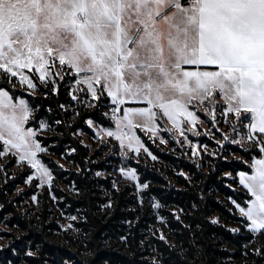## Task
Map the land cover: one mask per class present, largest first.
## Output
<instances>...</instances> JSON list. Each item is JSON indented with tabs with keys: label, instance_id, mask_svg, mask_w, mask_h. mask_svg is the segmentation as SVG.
<instances>
[{
	"label": "snow or ice",
	"instance_id": "6c2138e0",
	"mask_svg": "<svg viewBox=\"0 0 264 264\" xmlns=\"http://www.w3.org/2000/svg\"><path fill=\"white\" fill-rule=\"evenodd\" d=\"M0 71L13 87L18 82L30 94L59 96L64 89L70 99L58 107L65 113L72 109L73 118L107 108L102 116L112 125L91 116L85 123L98 142H118L123 158L128 152L138 156L141 149L152 156L136 129L153 138L175 129L183 138L177 142L189 144L193 156L201 149L207 153V144L194 143L186 134L201 135L197 125L205 122L211 128L203 135L219 145L213 157L227 160L221 156L226 145L245 152L246 143L254 145L260 155L252 156L251 171H236L250 198L243 204L228 199L249 234L245 248L264 260V0H0ZM201 107L207 121L197 114ZM37 111L28 99L0 87V157L11 154L17 166L27 164L33 171L25 183L37 180V188L47 185L51 192L53 172L38 155L48 147L37 137L64 121L37 120ZM163 118L171 128H162ZM76 151L70 148L68 154ZM117 170L136 182L137 190L148 187L135 168ZM229 231L240 234L241 228ZM160 239H166L162 232ZM39 251L37 246L27 255Z\"/></svg>",
	"mask_w": 264,
	"mask_h": 264
},
{
	"label": "trees",
	"instance_id": "16d2710c",
	"mask_svg": "<svg viewBox=\"0 0 264 264\" xmlns=\"http://www.w3.org/2000/svg\"><path fill=\"white\" fill-rule=\"evenodd\" d=\"M0 87L12 91L7 85ZM22 98L38 107L37 120L42 118L50 124L56 119L64 121L61 125L52 124L54 131L48 132L49 137L38 135L37 138L46 146L51 144L48 150L57 156L76 148L75 153L67 155L76 170L63 171L47 157L41 158L51 168L55 180L68 174V179L81 190L78 199L70 200V212L80 210L77 238L66 236L71 245H61L57 241L48 242L44 230H29L25 239L31 241V250L35 251L37 246L40 249L37 257L27 259L30 264H43L44 260L57 264L65 261L69 264H153L154 261L158 264H264L250 248H245L249 234L238 223L242 217L228 199L231 196L243 204L250 198L239 186L236 171H251L252 156L260 155L254 145H249L247 152L240 146L226 145L221 156H227V160L205 155L197 164V160L190 162L186 152L178 149L176 141L170 140L176 152L163 151L138 132L156 159L146 153L136 162L130 161L128 167L135 168L139 181L148 184L135 193L129 185L114 186L110 177L92 176L93 171L114 170L109 163L114 161L111 156L92 163L87 148L74 135L77 129L89 132L85 120L90 116L110 125L96 109L82 111L80 117L71 119L68 112L58 107L66 102L62 91L59 96L45 97L39 93ZM244 160L249 163H243ZM225 172H232V177L225 176ZM0 200L7 210L16 214L3 192ZM155 203L160 204L158 209L152 207ZM176 215L180 216L179 220ZM212 218H218L219 223L213 224ZM15 220L12 217L9 222ZM236 227L241 228L240 234L229 231ZM161 232L165 240L160 239Z\"/></svg>",
	"mask_w": 264,
	"mask_h": 264
},
{
	"label": "rangeland",
	"instance_id": "374dc122",
	"mask_svg": "<svg viewBox=\"0 0 264 264\" xmlns=\"http://www.w3.org/2000/svg\"><path fill=\"white\" fill-rule=\"evenodd\" d=\"M27 72V70H25ZM38 83V80H37ZM0 85H7L12 91L10 92L15 97L22 98L24 95H30L32 97L37 96L39 93L37 92L30 94L25 87H21L18 82H15V87H13V83H9L7 77L0 71ZM65 103L69 101V97L64 91L61 89ZM223 103V101H220ZM94 109L84 110L85 112H90ZM108 111V109H102L98 111V113L102 116V112ZM71 119H74L72 116V109L68 110ZM201 116L202 120L207 121V117L204 114L203 107H201L197 113ZM103 117V116H102ZM110 125L112 122L107 120ZM30 126L37 127V122L30 121ZM89 132L85 130H81L79 134L74 132L75 138L83 141V146L87 148L89 157H91L92 163H96L97 161H102L107 156H111L114 158V161H110L111 169H114L113 172L110 170L99 171L102 173L99 178L110 177L113 181H118V185L122 184L129 185L135 189V193L141 192L143 189L137 190L136 182L124 179L121 176V173L117 170L121 166L128 167L130 165V161L136 162L139 156L146 155L143 149H141L139 155H135L133 152H128V156L123 158L120 154V149L118 147V142L114 139H109L107 143L98 142L97 139L94 138V129L89 128V126L85 123ZM39 126V125H38ZM114 126V125H113ZM162 128H171V123L163 118L161 120ZM221 127L227 130V125L221 124ZM200 132L202 133L199 136L194 135L192 132H187L186 134L194 143H203L208 145L207 153H204L201 149V155L193 156L191 153V147L187 143H178L177 140L182 141L183 138L179 137L178 133L175 129L172 132L161 131L158 137H151L150 133H146L141 131L140 129H136L138 134L141 133L145 136L152 144L155 146H159L163 151L165 149H170L171 151L176 152L175 148L170 145V140L176 141V145L178 149L183 150L188 155V159L190 162H196L197 164L200 162L201 158L204 159L205 155H211L214 150L219 148V145L216 144V141L211 139L209 136L203 135L205 129L211 128L210 123L205 122L203 124H198ZM215 131V129H211ZM51 133L45 132L40 134L39 136L45 138L49 137ZM219 135V133H217ZM160 136L164 138L165 143H161ZM51 146L48 144L47 147ZM115 146V147H113ZM239 146V145H237ZM249 144H245V148L248 149ZM2 147V145H0ZM40 157L45 156L53 163L63 164L64 167L60 169L63 171H71L76 170L74 164L71 160L68 159V150H64L61 156L55 155L53 152L48 150L47 153L38 154ZM63 157V158H62ZM213 157V156H212ZM16 158L11 154H8L4 157H0V165L4 166L3 169H0V192H3L6 196L7 204L15 211L7 210L3 203L0 200V264H30L27 259L29 256L27 255V251L30 248L31 241L26 240L25 237L28 235L29 230H33L35 232H39L40 230H44L46 235H48V242L54 243L58 242L61 245H71L70 241L66 238V236H71L74 239L79 235V230L77 229V224L81 222L80 219V210H75V212H70L71 202L70 200L78 199L80 195V191L77 186L74 184L72 180H69L68 174L63 178L56 179L53 174V183L51 192L49 191L47 185L42 188H37L35 185L38 183L37 180H33L31 184L25 183L26 176L31 173L33 170L30 169L27 164L23 166H17L15 163ZM200 164V163H199ZM47 165V164H46ZM251 165V163L249 164ZM48 166V165H47ZM49 167V166H48ZM51 169V168H50ZM251 170V167H250ZM97 171H93L92 176L97 177L95 175ZM6 173V174H5ZM237 181L238 178L236 177ZM239 184V183H238ZM242 189L243 187L239 185ZM78 189L77 191H74ZM243 191L246 192L245 189ZM36 195L37 201L32 200V196ZM55 195L57 199H53L52 196ZM69 199V200H68ZM3 209H5L3 211ZM239 213V212H238ZM240 215V214H239ZM68 216H76L77 219L75 221H70L66 219ZM16 219L13 222H9L10 219ZM71 223L73 228H65L64 225ZM37 257V256H34ZM43 260V259H42ZM69 264L68 261L63 262V264ZM43 264H57L51 263L50 261L44 260Z\"/></svg>",
	"mask_w": 264,
	"mask_h": 264
},
{
	"label": "crops",
	"instance_id": "0c3cea01",
	"mask_svg": "<svg viewBox=\"0 0 264 264\" xmlns=\"http://www.w3.org/2000/svg\"><path fill=\"white\" fill-rule=\"evenodd\" d=\"M201 67H205V66H201Z\"/></svg>",
	"mask_w": 264,
	"mask_h": 264
}]
</instances>
